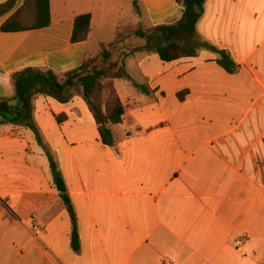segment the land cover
<instances>
[{
	"label": "crops",
	"instance_id": "1",
	"mask_svg": "<svg viewBox=\"0 0 264 264\" xmlns=\"http://www.w3.org/2000/svg\"><path fill=\"white\" fill-rule=\"evenodd\" d=\"M24 3L0 0L3 115L16 109L13 74L62 75L115 42L130 79L114 81L126 111L109 125L113 146L79 88L67 103L35 98L42 145L25 126L0 123V264H264V0H207L195 35L172 40L197 55L173 62L143 50L134 32L177 23V0H51L50 27L3 32ZM88 13V40L72 43L76 17ZM206 44L228 52L235 70Z\"/></svg>",
	"mask_w": 264,
	"mask_h": 264
},
{
	"label": "trees",
	"instance_id": "2",
	"mask_svg": "<svg viewBox=\"0 0 264 264\" xmlns=\"http://www.w3.org/2000/svg\"><path fill=\"white\" fill-rule=\"evenodd\" d=\"M207 0H177L183 7L182 18L173 25L156 26L146 29L142 25L134 32V36L146 40L145 51L157 54L164 62H173L185 57H195L197 47H183L172 40L176 36H194L196 28L204 15ZM8 5H0V17L7 13ZM137 14H140L135 4ZM91 14L79 15L75 19L72 34V43H81L88 40L91 33ZM52 24L51 0H25L24 5L3 25L5 33L25 32L40 30ZM165 40L167 42H165ZM171 40V41H170ZM219 54L218 64L225 70L232 72L236 65L230 54L218 50L208 44L203 45ZM118 42L102 46L101 53L96 57H88L83 64L72 71L58 75L52 70L42 71L36 68H27L13 74L12 80L15 87V97L10 101L15 102L16 109L13 116L8 117L0 111V123L13 121L30 129L38 143L42 145L41 135L33 121L34 100L37 96H48L60 103H67L73 90L79 88L99 127L103 143L107 146L114 145V136L109 125H118L123 121L125 106L120 101L114 87L117 79H130L125 67L127 54L116 53ZM134 52H131L132 54ZM140 89L144 90L142 87ZM145 91V90H144ZM7 102V100H4ZM57 121L60 123L61 118ZM53 175L54 185L60 198L74 219V210L69 198L65 181L57 163L50 154H47ZM79 238L76 228L73 230V247L79 250Z\"/></svg>",
	"mask_w": 264,
	"mask_h": 264
},
{
	"label": "built area",
	"instance_id": "3",
	"mask_svg": "<svg viewBox=\"0 0 264 264\" xmlns=\"http://www.w3.org/2000/svg\"><path fill=\"white\" fill-rule=\"evenodd\" d=\"M166 263L176 264V261L172 258L166 259Z\"/></svg>",
	"mask_w": 264,
	"mask_h": 264
},
{
	"label": "rangeland",
	"instance_id": "4",
	"mask_svg": "<svg viewBox=\"0 0 264 264\" xmlns=\"http://www.w3.org/2000/svg\"><path fill=\"white\" fill-rule=\"evenodd\" d=\"M124 23V22H123ZM133 23L132 20H126L124 25H126L127 27L129 26V24ZM130 27V26H129Z\"/></svg>",
	"mask_w": 264,
	"mask_h": 264
}]
</instances>
